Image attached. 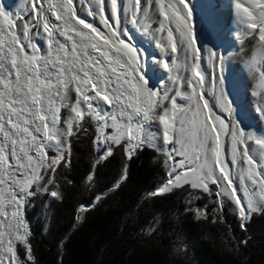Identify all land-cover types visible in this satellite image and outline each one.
Wrapping results in <instances>:
<instances>
[{
    "label": "snow or ice",
    "instance_id": "1",
    "mask_svg": "<svg viewBox=\"0 0 264 264\" xmlns=\"http://www.w3.org/2000/svg\"><path fill=\"white\" fill-rule=\"evenodd\" d=\"M23 5L13 14L0 3V224L4 225L0 264H21L15 245L27 243L21 235L22 230L26 235V225L19 215L29 195L27 189L33 180L42 179L39 169L47 164L46 150L57 153L47 165L55 170L63 159L66 138L73 134L74 125L80 127L79 119L86 114L101 122L100 137L109 144V155L111 145L122 139L131 154L143 143L139 134L155 125L153 139L162 141L157 146L174 161L176 156L182 158L173 163L159 193L169 191L173 181L192 180L193 188L203 186L204 191H208V181L220 183L224 191L218 195L235 184L227 194L241 205L249 195L248 181L256 185L258 176L264 189V159L259 171H253L252 134H246L233 119L211 111L210 122L203 111L208 101L203 106L199 103L205 69L190 23L192 11L185 0H23ZM235 8L246 34L258 38L264 49V0H248L247 6L236 0ZM149 9L163 18L158 19V27L150 29L160 50L156 59L146 58L143 47L133 43L138 14L147 17ZM178 52L183 53L184 71L190 76L173 74L170 65L177 62ZM149 60L167 71L170 84L158 90L148 86ZM259 75L264 88V70ZM185 84L192 89L191 95L181 90ZM178 99L195 100L194 109L178 104ZM218 100L232 116V102L223 92ZM259 111L264 116V104ZM106 128L115 131L105 135ZM222 136L230 138V162L240 165L239 181L230 178L229 162L221 158ZM256 143L264 144V140ZM189 168L191 176L185 171ZM241 189L243 195L236 198ZM57 195L51 192L52 197ZM246 207L255 210L251 199ZM240 215L244 217L245 206L240 207ZM26 251L31 259L30 248Z\"/></svg>",
    "mask_w": 264,
    "mask_h": 264
},
{
    "label": "trees",
    "instance_id": "2",
    "mask_svg": "<svg viewBox=\"0 0 264 264\" xmlns=\"http://www.w3.org/2000/svg\"><path fill=\"white\" fill-rule=\"evenodd\" d=\"M79 125L26 205L31 259L20 246L22 264H264V207L244 222L216 185L157 194L169 177L165 155L147 146L129 154L124 142L106 154L91 116Z\"/></svg>",
    "mask_w": 264,
    "mask_h": 264
},
{
    "label": "bare ground",
    "instance_id": "3",
    "mask_svg": "<svg viewBox=\"0 0 264 264\" xmlns=\"http://www.w3.org/2000/svg\"><path fill=\"white\" fill-rule=\"evenodd\" d=\"M185 2L189 4V9L192 11L190 23L196 38V47L200 49L201 67L205 69L204 100L207 97L210 98L207 101L209 103L211 100L210 104L214 114L220 115L222 118L233 119L236 123L238 111L233 103L235 94L233 93L231 77L239 74L245 86L246 101L256 111L257 118L260 121L262 140H264V116L259 111L262 104H264V88L260 86L259 75L260 71L264 70V49L260 47L258 38H253L251 35L246 34L245 26L240 23V15L235 8L236 0H220V3L217 2L219 3L218 6L204 16L197 10L199 0H185ZM0 3L5 5L6 11L13 14L24 6L23 0H0ZM241 3L247 6L248 0H241ZM138 18L140 25L144 28H149V31L151 28L158 27V19H163L159 17L158 12L154 13L151 9H149L147 17H144L143 14H138ZM206 19L214 21L221 28L222 42H224L222 46H216L217 44L214 43L213 33ZM175 36L177 39L179 38L178 33H175ZM158 51L160 53L159 48ZM211 53H216V56L213 57ZM177 57L176 72L190 76V72L184 71L185 58L183 53L178 52ZM185 86L187 85L185 84ZM221 92L224 93L228 101L232 102V116L227 111L224 112L217 104L216 98ZM245 133L252 134L251 127L246 128ZM221 142L223 146L226 144L224 157L222 156L221 158L228 161L229 157H231L230 138L226 140L222 136ZM262 145L257 144L253 138L249 141L251 152ZM6 191L7 187L5 186ZM3 227L4 225L1 224L0 229H3Z\"/></svg>",
    "mask_w": 264,
    "mask_h": 264
},
{
    "label": "rangeland",
    "instance_id": "4",
    "mask_svg": "<svg viewBox=\"0 0 264 264\" xmlns=\"http://www.w3.org/2000/svg\"><path fill=\"white\" fill-rule=\"evenodd\" d=\"M217 2L220 3V0H199L197 10H199L200 13L204 16L210 10H213L215 7L218 6L219 3H217ZM206 22L207 23L209 22L211 32L213 33L214 43L217 44L216 46H222L224 44V42H222V33L220 30L221 28L212 20L206 19ZM143 29H145V28L140 25V20H139L138 27L134 30L135 31V39L133 40V43H135L137 41L139 46L143 47V49L145 50L143 54L145 55L146 58L149 55V57H152V59H156L157 57L160 56V53L158 51V48L155 47V41L151 38L150 31L145 32V31H143ZM231 50H229V51H231ZM177 65H178V61L175 64L170 65V67L172 68L173 74L176 73ZM203 74H205V71ZM167 75H168L167 71L165 69H163L162 66H159L158 64H152L151 61L149 60L148 70H147V79L149 81L148 86L150 88H152L153 90H158V86H161L164 84H170V81L167 80ZM231 81L233 84V93L235 94L234 95L235 97L233 99V103H234V105L238 111L237 117H236V123L240 124V127L244 131L246 130V128L251 127L252 138L256 141L262 140V132L260 130V121L258 120V118H257L258 116L256 115V111H254L252 105L246 101V90H245L244 83L241 80V76L239 74L232 75ZM205 83H206V79L204 81V84ZM184 86L181 90L183 92H185L187 95H191L192 89L188 86H185V87ZM200 91H201V89L197 88V92L199 93ZM204 92H205V85L203 87V93ZM218 97H220V95H217V98H216L217 104L220 106V101L218 100ZM207 99H210V98L207 97L206 100ZM166 103L170 104V102H166ZM177 103L185 105L186 107H192L194 109L196 101L195 100L189 101L187 99H178ZM199 103L201 106H203L204 97L202 99H200ZM210 103H211V100L208 103V105H209L208 108H204L203 111H204L205 115H208L209 121L212 122L211 115H209V113H210V111L212 113H214V112H213V109L211 107L212 105ZM207 110H208V112H207ZM62 111H63V114L66 116L67 110L65 109ZM223 111L225 112V110H223ZM188 115H189V117H191L192 112H189ZM91 118H92L93 123H95L97 126L98 137H100L98 125L101 122L95 120L92 116H91ZM200 119H203V116H201ZM263 122H264V119H263ZM154 127H155V125H153V127L151 129L146 127L145 130L139 134L140 138L143 140V143L140 147L147 146V147H150V148L156 150L157 152L165 155L167 167H168L169 172H170L173 163L178 162L182 158L179 156H176L175 161H174V160L169 158V154L166 150H161V148H159L157 146V145L162 144V141L159 139H153ZM104 131H105V135H112L115 130L112 128H106ZM144 137H147V139H144ZM121 142L125 143V147H126V150L128 152V145H127L126 141L122 139ZM115 145H117V144L113 143L111 145V149ZM97 147L99 149L105 147L106 148L105 153L108 154L109 144L107 142L103 141V137H100L99 143L97 140ZM140 147L135 148L131 154H133ZM166 147L167 146H165V148ZM225 147H226V144L223 146V151H222L223 157H224ZM66 150H67V138H66V147H65V150L63 153V157L66 154ZM46 151H47V164L45 167L39 169V176L42 177V179L32 181L29 188L27 189V191L29 192V195H27L25 197V201H24V203H23V205L19 211V215L23 219V221L26 225V235L24 234V230H22V232H21V235L24 236V239L26 241H27V238L30 234V229H31L30 223L28 222L27 216H26V211H27L26 205L34 193H36V192L42 193L45 191V188L47 187V185L51 181V178H52V175L54 172L53 169L50 167H47V165L51 164L53 157H55L57 155V153L54 151H48V150H46ZM250 155L254 158V161H255V163L253 165V171L258 172L259 171V164H260L261 160L264 159V144L262 146H260L258 149H255L252 152L250 151ZM230 156H231V153H230ZM229 158L230 159L228 160L229 163H228L227 171L229 172L230 178L234 182L239 181L240 165H232L230 162L231 157H229ZM200 162L201 163L203 162L202 159ZM189 163H191V161H189ZM56 165L54 167H56ZM217 168L218 169H216V173H217V175H219L220 169H219V167H217ZM185 171H187V174L189 176H191L192 169L189 168V169H186ZM180 174L184 175V171H181ZM168 179H169V177H168ZM257 180H258V183L256 185H252L250 181L247 182L246 187L249 189V195H248V197L241 200V205H237L235 203V199L230 197L227 194L228 192H231L233 190V188L235 187V184L228 187L227 191L225 192L224 195H218V193H221L224 191V189L221 187V184L220 183H212L211 181H208V191H204L203 186L193 188L192 187V180H189L187 182L181 181L179 183H176L175 181H173V184L170 185L169 187H170V189H172L173 187H179V186L189 184L193 189L203 191L204 193H209V187L212 185H216V187H217L216 194L219 198V202L222 205L224 203L228 202L231 205L233 211L238 215V217L242 221L247 222L252 214L260 212L262 210V208L264 207V189L261 188V184L259 182L258 176H257ZM223 183L228 184L227 181H224ZM242 195H243V190L241 189L237 192L236 198H240ZM248 199H251L253 201V206H254L255 210H250L246 207ZM242 206H245L244 217H241V215H240V207H242ZM12 223H15V221H12ZM20 246L26 247V249L29 248L27 243L25 244V243L17 242L15 245V251H16L17 255L19 253V247ZM21 264H22V261H21Z\"/></svg>",
    "mask_w": 264,
    "mask_h": 264
},
{
    "label": "water",
    "instance_id": "5",
    "mask_svg": "<svg viewBox=\"0 0 264 264\" xmlns=\"http://www.w3.org/2000/svg\"><path fill=\"white\" fill-rule=\"evenodd\" d=\"M167 181H168V180H167ZM167 181H166V183H167ZM166 183H165V184H166ZM165 184H164V185H165ZM164 185H163V186H164ZM163 186H162V187H163ZM166 192H167V191H166ZM164 193H165V192H164ZM164 193H159V192L157 191V194H164Z\"/></svg>",
    "mask_w": 264,
    "mask_h": 264
}]
</instances>
